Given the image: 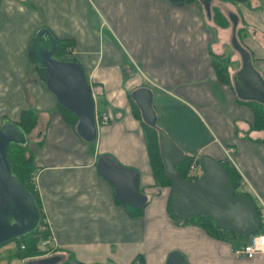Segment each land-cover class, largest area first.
<instances>
[{
    "label": "crops",
    "instance_id": "1",
    "mask_svg": "<svg viewBox=\"0 0 264 264\" xmlns=\"http://www.w3.org/2000/svg\"><path fill=\"white\" fill-rule=\"evenodd\" d=\"M212 1L207 15L196 0H0V123L3 117L18 121L24 108L36 112L28 138L35 187L56 246L72 259L129 264L141 253L143 264H164L176 250L189 264H264V248L249 257L234 252L247 236L223 232L215 238L168 215L169 186L154 180L141 124L128 101L133 88L149 86L157 126L183 152L222 159L223 148L231 147L230 163L241 180L237 189L264 197V128L251 127V106L258 101L239 98L232 85L240 57L230 44L227 16L237 17L234 34L264 83V0H216L233 10L226 11L225 27L212 19V7L223 11ZM101 20L105 27L112 23L107 29L115 37L109 41L99 38ZM43 25L73 39L71 53L91 85L95 110L111 112L109 122H97L92 142L63 119L34 68L30 42ZM209 51L229 56L230 84L215 78ZM101 153L137 170L146 195L140 207L117 201L113 185L96 170ZM7 253L0 252V264L18 261L4 259Z\"/></svg>",
    "mask_w": 264,
    "mask_h": 264
},
{
    "label": "water",
    "instance_id": "2",
    "mask_svg": "<svg viewBox=\"0 0 264 264\" xmlns=\"http://www.w3.org/2000/svg\"><path fill=\"white\" fill-rule=\"evenodd\" d=\"M168 1L180 3L186 0ZM197 1L209 15L211 0ZM227 15L232 24L230 44L240 57V67L231 77L235 94L264 105L263 79L234 34L237 17L231 12ZM58 46L54 32L43 25L35 30L30 52L35 64L44 68L45 85L59 105L77 117L74 124L77 135L84 141L92 142L97 135V125L91 85L77 61L55 57ZM130 97L138 107L141 119L157 130L164 173L170 179L168 202L172 214L177 219L204 214L219 228L245 236L253 233L259 226V216L252 195L245 192L235 194V187L222 162L208 154L197 158L202 170L200 176L194 179L179 177L174 166L182 157L183 150L163 128L157 126L151 88L147 85L135 87L130 91ZM11 143L26 145L28 135L18 122L3 117L0 123V245L35 231L42 219L33 193L12 171L8 157ZM95 166L97 172L113 185L115 195L121 202L132 207H140L145 202L146 195L139 190V174L133 167L119 163L109 153L99 154ZM59 260V254H51L28 259L25 264H56ZM164 264L189 263L182 253L172 250L166 254Z\"/></svg>",
    "mask_w": 264,
    "mask_h": 264
},
{
    "label": "trees",
    "instance_id": "3",
    "mask_svg": "<svg viewBox=\"0 0 264 264\" xmlns=\"http://www.w3.org/2000/svg\"><path fill=\"white\" fill-rule=\"evenodd\" d=\"M212 19L218 25L222 27H225L228 25V20H226L227 18H225L224 14L216 7H212ZM236 33L238 37L240 38V29H237ZM56 37L58 39L59 46L55 54V57L59 59H63V60H75L76 61L75 57L71 53L73 39L71 37H59L57 35ZM209 54L211 56L210 61H211L213 74L215 78L223 83L230 84L231 79H230L229 71H228V66L230 65L229 56L223 55V53H213L211 51H209ZM30 56L34 62L31 52H30ZM34 68L39 73V77L41 78V80L45 82L44 68L37 66L35 62H34ZM237 100H240V99L237 98ZM128 101H129L130 109L133 115L139 119L140 124H141L144 143H145V147L147 151V156L149 159V164H150L152 173L154 175V180L157 184L159 183L160 185L169 186L170 179L167 178L164 173L163 163H162V160L159 154L158 141H157V130L155 127H152L146 124L141 119L140 111L138 107L136 106L135 102L133 101V99L130 97V92L128 93ZM241 101L248 102L249 100H241ZM252 105L253 106L251 107H252V112H253V119H252L251 127L255 129H262L264 128V105L258 102H254ZM58 109L60 113L62 114L63 119H65L74 129V124L76 122L77 117L72 112H70L68 109L59 105V103H58ZM16 122H18L24 128L25 132L28 135L30 134V132L32 131V129L34 128L36 124V112L31 108H24L22 109L20 113V118ZM28 144L29 142L27 143V145L11 143L8 147V157L12 164V171L18 176L21 182L33 193L41 209L39 194H38L37 188L35 187L34 177H35V171H36V164L34 162L33 153L28 149ZM36 144L39 145V142H37ZM193 157H195L193 153L183 152L182 157L176 162L174 166V169L176 170L177 175L179 177L194 179L198 176V174H190L188 172V167ZM218 160L222 162L226 170V173L228 174L233 186L235 187V194L242 193V192L250 194V192L248 191L237 189L240 184V175L238 171L235 169V167L233 166V164H231L230 161L226 159L225 157H223L222 159H218ZM196 163L199 164L198 159H196ZM117 201L121 202L119 199H117ZM166 208H167V213L171 218L176 219V220H181L184 223H191V224L199 225L201 228L205 230V232L208 235L212 237L222 238L223 232H230V233L238 234L232 230H227V229H223V228H219L215 226L212 220L204 214H196V215L188 216L184 219H177L171 212L168 198L166 201ZM255 208L259 215V208L256 203H255ZM42 219H43V212H42ZM36 233H37V230L16 238L18 241V248L16 250V253L14 254V257L21 258L26 255H37L39 253H45L47 251V248H42V249L38 248L39 238L38 236H36ZM49 234H50L49 230H46L42 233L43 236H48ZM54 250L55 252L53 254L60 255V260L56 264H83L82 262L72 259L70 254L65 250H61L58 247H56ZM135 260H137L139 264H143L141 253L135 254L131 258L129 264H132L133 261ZM9 261H11V258L9 259Z\"/></svg>",
    "mask_w": 264,
    "mask_h": 264
},
{
    "label": "built area",
    "instance_id": "4",
    "mask_svg": "<svg viewBox=\"0 0 264 264\" xmlns=\"http://www.w3.org/2000/svg\"><path fill=\"white\" fill-rule=\"evenodd\" d=\"M112 118L111 112L108 109H103L101 111H96L95 113V120L96 124L97 122L100 124H105L109 122ZM232 148L231 147H225L223 148V156L228 159L230 162H232ZM196 162L195 159L191 161L188 167L189 173H195L196 171ZM255 195V196H254ZM254 201L257 204L259 208V225L264 226V197H261L257 194H254ZM46 230H49L50 234L48 236H43L42 233ZM36 236H38V245L41 248H51L53 249L56 246L55 239L50 231V226L46 220V218L43 216V219H41L40 224L37 227V233ZM247 240L244 241L239 247L234 249V252L237 254L245 255V256H251L255 252L259 250H263L264 248V232L262 231V228H259L257 231L249 234L247 236Z\"/></svg>",
    "mask_w": 264,
    "mask_h": 264
},
{
    "label": "rangeland",
    "instance_id": "5",
    "mask_svg": "<svg viewBox=\"0 0 264 264\" xmlns=\"http://www.w3.org/2000/svg\"><path fill=\"white\" fill-rule=\"evenodd\" d=\"M198 2V1H197ZM212 3H216L217 4V6H220V7H222V10L224 11V16H225V18H227L226 17V11L227 10H231V11H233L232 9H231V6L230 5H228L227 3H222V2H220V1H216V0H213L212 1ZM201 5V4H200ZM202 7V6H201ZM202 9H203V7H202ZM203 11L205 12V10L203 9ZM222 11V12H223ZM206 13V12H205ZM228 16V15H227ZM227 20V19H226ZM102 21V30H101V26L100 27H98V29L100 28V30H98V34H99V38H100V40L101 41H109V39L111 38V37H113L114 35H109V30L107 29L108 27H112V23L108 20L107 22H108V24H107V26L105 27L104 26V24H103V20H101ZM105 22V21H104ZM104 27H105V29H104ZM58 34L59 35H61L59 32H58ZM113 34V33H112ZM111 36V37H110ZM228 36H229V34H228ZM115 37V36H114ZM113 37V38H114ZM120 37V36H119ZM121 38V37H120ZM102 44H101V42H100V46H101ZM103 46V45H102ZM74 49H76V47H74ZM236 56H237V54H236ZM30 137H33V135L32 134H28V138H30ZM27 145V144H26ZM196 171H195V173H190V174H201L202 173V170H201V168H200V166L199 165H196ZM189 172V171H188ZM240 183H241V180H240ZM114 190V189H113ZM159 221H161V219L159 220ZM241 237V239L242 238H245V235H242V234H239ZM6 244V245H5ZM8 244V245H7ZM1 247H0V252H2V251H5V250H7L8 251V253H7V255H6V258H4V259H10V258H12L13 256H14V254L16 253V250H17V248H18V241H17V239H13V240H11V241H8V242H6V243H4V244H1L0 245ZM38 248H40V249H42L41 247H39V245H38ZM45 248H47V251L45 252V253H39V254H37V255H26V256H23V257H21V258H16V259H18V261H16L15 260V262H14V264H25V262H26V260H28V259H31V258H37V257H40V256H45V255H50V254H53L54 252H55V248H56V246L53 248V249H51V248H48V247H45ZM43 254V255H42ZM10 256H12V257H10ZM61 256H63V255H61ZM62 258V257H61ZM79 259H82L83 261H85V263L87 264L88 263V261L85 259V258H79ZM7 263V262H6Z\"/></svg>",
    "mask_w": 264,
    "mask_h": 264
}]
</instances>
